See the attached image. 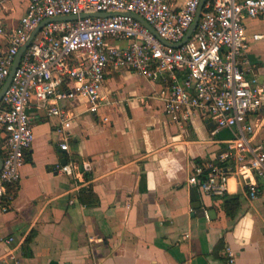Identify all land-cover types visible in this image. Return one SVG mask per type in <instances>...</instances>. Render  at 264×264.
Wrapping results in <instances>:
<instances>
[{
  "label": "crops",
  "instance_id": "0c3cea01",
  "mask_svg": "<svg viewBox=\"0 0 264 264\" xmlns=\"http://www.w3.org/2000/svg\"><path fill=\"white\" fill-rule=\"evenodd\" d=\"M28 3L0 0V20L14 27ZM245 23L248 76L264 82V17ZM171 84L109 65L97 112L84 99L68 103L77 118L67 151L59 148L60 120L33 98L35 139L20 181L4 196L8 209L0 208V264H264V188L256 198L248 188L260 176H231L219 197L189 182L195 166L220 158L237 131L217 129L199 109L168 114ZM252 118L255 140H263L264 100ZM3 137L0 130L2 160ZM63 163L73 173L59 171ZM228 197L234 202L226 205Z\"/></svg>",
  "mask_w": 264,
  "mask_h": 264
},
{
  "label": "built area",
  "instance_id": "2783aa9c",
  "mask_svg": "<svg viewBox=\"0 0 264 264\" xmlns=\"http://www.w3.org/2000/svg\"><path fill=\"white\" fill-rule=\"evenodd\" d=\"M201 1L29 0L17 25L10 27L0 20V36L6 37L0 44V90L20 49L36 31L0 102L5 148L0 169L2 210L8 209L4 196L10 183L20 181L26 152L35 139L33 98L49 116L60 120L59 148L67 151L77 118L68 103L84 99L88 110L97 112L105 104L102 88L109 65L153 80L169 78L168 114L189 116L199 109L217 129L237 131L220 158H205L195 166L191 184L208 196H224L231 176L243 178V172L250 170L260 176L261 183L250 182L249 195L258 196L259 187L264 188V139L255 140L252 117L262 106L264 82L248 76L252 63L245 19L264 17V0H205L188 40L179 46L160 40L181 43ZM134 14L149 22L159 36ZM260 37L254 35V39ZM59 171L71 174L74 168L63 163ZM13 240L10 236L4 241ZM226 251L234 262L232 248Z\"/></svg>",
  "mask_w": 264,
  "mask_h": 264
},
{
  "label": "water",
  "instance_id": "95a60500",
  "mask_svg": "<svg viewBox=\"0 0 264 264\" xmlns=\"http://www.w3.org/2000/svg\"><path fill=\"white\" fill-rule=\"evenodd\" d=\"M204 2H205V0H202V1H201V4H200V7H199V11H198V13H197L196 19H195V21L193 22L192 26H191V27L189 28V30L187 31V33H186L184 39L181 41V43L173 44V43L167 42L166 40H164V39H162V38H160V40H162L164 43H166V44H168V45H171V46H179L180 44H182L183 42H185L186 40H188L189 37L191 36L192 32L195 30V28H196L197 25H198V21H199V18H200L201 9H202V6H203V3H204ZM100 14H102V13H98V15H100ZM76 17H77V16H68V17H66V18H76ZM134 17H136L138 20H140V21H141L146 27H148V28H149L154 34H156L157 36H159V35L157 34L156 30L153 28V26H151L150 23L147 22L143 17H141V16L138 15V14H134ZM40 27H41V26H39L37 29H39ZM35 32H36V31H34V32L32 33V35H31L29 41H28L26 44H24V46L20 49L19 53L17 54L16 59H15V61H14V64H13V66H12V68H11V71H10V73H9V75H8V77H7L6 81H5V83L3 84V86H2V88H1V90H0V102L2 101V98H3V96H4L5 91L7 90V88L9 87V85H10V83H11V81H12V78H13V76H14V73H15L17 67H18L19 64H20V61H21L22 56H23V54H24V51L26 50V48H27L28 45L30 44V41L32 40V38H33L34 35H35ZM2 164H3V160H2V158L0 157V169H1V167H2Z\"/></svg>",
  "mask_w": 264,
  "mask_h": 264
},
{
  "label": "trees",
  "instance_id": "16d2710c",
  "mask_svg": "<svg viewBox=\"0 0 264 264\" xmlns=\"http://www.w3.org/2000/svg\"><path fill=\"white\" fill-rule=\"evenodd\" d=\"M224 196H226V194H225ZM232 202H234V201H233V198L228 197L227 200H226V205H229V204H231ZM225 208H226V211L229 213V207L226 206Z\"/></svg>",
  "mask_w": 264,
  "mask_h": 264
}]
</instances>
